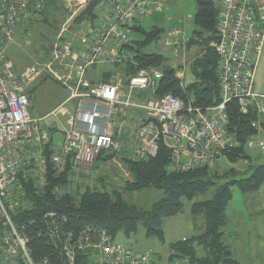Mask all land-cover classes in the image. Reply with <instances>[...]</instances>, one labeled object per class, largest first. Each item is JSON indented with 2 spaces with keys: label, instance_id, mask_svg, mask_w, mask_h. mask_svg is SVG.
<instances>
[{
  "label": "built area",
  "instance_id": "1",
  "mask_svg": "<svg viewBox=\"0 0 264 264\" xmlns=\"http://www.w3.org/2000/svg\"><path fill=\"white\" fill-rule=\"evenodd\" d=\"M63 1L78 10L71 14L75 18L91 0ZM163 1L102 0L96 6L97 22L91 29L78 31L76 41L65 39L62 29L48 62L17 68L7 55L8 44L39 18L45 0H0V264H46V260L39 263L32 257L26 226L16 224L13 214L27 204L26 184L42 187L46 183L49 165L62 172L69 162L76 172L70 176L79 179L80 170L88 174L97 159L125 164L126 160L155 157L161 140L166 139L169 171L216 166L240 147L226 110L233 100L243 115L255 114L251 121L255 132L246 144L264 148V94L254 90L264 45V0H212L218 6L212 45L217 55L219 102L203 107L172 93L155 96L163 72L138 67L135 60V28ZM178 31L172 30L166 47L179 36ZM105 63L121 66L123 71L112 72L107 81L92 82L88 70ZM129 66L137 69L126 70ZM171 66L182 82L183 70ZM42 75L53 77L71 92L66 103L77 99L75 113H68L65 104L52 111L54 115L68 113L60 145L52 144L41 120L30 115L26 88ZM135 91L139 96H134ZM119 105L141 111L140 120L130 125L122 122L127 130L123 143L114 136ZM121 168L129 178L126 168ZM47 218L51 225L44 235L53 240L67 264H75L79 249H92L88 264H189L186 258L160 261L150 251H134L93 226L65 236L62 224L66 218L56 212L42 217V229Z\"/></svg>",
  "mask_w": 264,
  "mask_h": 264
},
{
  "label": "trees",
  "instance_id": "2",
  "mask_svg": "<svg viewBox=\"0 0 264 264\" xmlns=\"http://www.w3.org/2000/svg\"><path fill=\"white\" fill-rule=\"evenodd\" d=\"M56 1L45 0V8L39 19H45L47 7L57 8ZM101 1L91 0L82 13L74 19L73 24L76 26L87 24L92 28L97 22L96 6ZM195 2L192 33L198 40L196 41L191 35L186 45L191 47L199 43L203 46L204 53L189 62L192 80L186 84L184 90L180 88V80L174 76L175 69L170 63L165 64L167 61L163 55L142 51L160 38L161 29L156 27L151 31H144L142 27H136L135 32L140 33L142 38L132 48L138 51L135 57L136 62L140 63L138 67H160L163 72V77L155 89V96L172 93L184 99L190 98L194 105L203 107L219 102L217 55L208 46L211 40L216 39L215 23L218 6L212 0H195ZM135 69L137 68L129 66L126 70ZM119 70L123 71V68ZM114 71L117 70L101 71L99 79L94 78L92 82L107 81ZM226 110L230 120V129L240 140V147L228 153V158L231 161L239 160V151L242 159L248 158L249 154L245 150V144L247 138L255 132L251 126L255 114L249 112L243 115L235 100L227 104ZM46 154H49L48 148ZM168 158L169 146L167 140L162 139L155 157L147 160L125 161L129 178H126L123 189L127 191L156 189L163 192V197L149 209L129 204L119 190L106 191L105 184L100 188L97 184L92 187H78V192L75 194L68 191L60 192L61 187L68 182L72 169L68 161L62 172L56 171L53 166L49 165L46 183L42 187L32 183L26 184L24 198L27 199V204L13 214L16 224L26 226L25 233L30 239L28 245L34 260L39 263L46 260V264H67L62 256L58 255L53 240H48L44 235L47 233L48 226L51 225V219L47 218L48 224L45 222L43 229L39 226L42 217L48 212H56L57 215L66 218L62 224L65 236L70 233L77 234L80 230L93 226L117 239L121 233L129 235L136 232L138 226L141 225L147 236L164 240L160 221L182 212L184 201L193 200L196 196L213 189L214 194L211 198L195 201L190 207L191 213L203 218L202 231L197 235L171 242L168 259L186 258L189 264H241L233 258L229 247L223 242L222 228L226 222V211L232 198V189L235 188L242 192L259 189L264 183V162L253 166L245 176L234 175L231 168L222 175H218L217 165L198 167L183 172H171L167 169ZM32 221L34 222L31 223ZM29 223L32 225L27 227ZM196 247L203 250L201 255ZM91 251L92 249L77 250L75 264H88Z\"/></svg>",
  "mask_w": 264,
  "mask_h": 264
},
{
  "label": "rangeland",
  "instance_id": "3",
  "mask_svg": "<svg viewBox=\"0 0 264 264\" xmlns=\"http://www.w3.org/2000/svg\"><path fill=\"white\" fill-rule=\"evenodd\" d=\"M56 2V9L47 7L45 19L41 20L38 18L33 20L28 25L26 31H19L8 44L6 49L7 55L17 68L32 64L41 65L48 62L51 59V47L57 42L56 37L62 29L65 31L62 33L63 37L72 41L77 40L78 31L91 29L89 27L90 25L87 24L80 26L73 24L74 19L82 13L83 9L76 15L78 10L75 7H68L66 1L57 0ZM195 5V0H167L162 3V6H158L155 11L153 10L150 15L145 17L141 23L144 31H151L156 27L162 30L160 38L149 44L142 51L161 54L166 58L165 61L167 63L165 64L173 63L180 66L184 72V76L179 85L183 90L186 84L192 80L189 62L204 53V48L199 43H195L191 47H187L186 45L191 35L196 41L198 40L196 35L192 33L194 30L192 17L195 12ZM73 11L76 12L75 18H71ZM173 29H179V36L173 39L171 44L166 47V42L171 38ZM133 37L135 40L133 45L135 46L137 41H141L142 35L135 32ZM213 41L211 40L208 46L214 50L212 45ZM136 53L138 55V51ZM139 64L137 62L138 66ZM120 68L122 67L106 63L99 64L88 70V76L91 79H99L101 71L114 69L117 70L114 72H120L118 71ZM157 69H160V67H157ZM181 83L184 86L181 87ZM256 83H261L264 86V55L262 69ZM71 85H74V82H71ZM254 88L256 91L259 87L254 86ZM126 91L127 87L125 86L122 90L124 95ZM70 93L67 88L53 77L42 75L36 82L34 88L31 91H27L30 100V113L33 116H40L47 111H51L55 102H60ZM65 104V106L69 107L70 112L71 110L74 112L77 99H72ZM65 119L66 117L61 114L54 115L51 113L43 118L41 124L44 125L48 132L53 127H57L60 130L63 127V121ZM245 150L249 154L248 158L242 159L239 151V160L231 161L227 156L224 162L217 164L216 169L219 170L217 171L218 175H222L227 169L231 168L233 169L234 175L242 174L245 176L253 166L259 164L254 160L256 157L253 154L254 151L258 155L264 156V148L260 146L252 147L245 144ZM97 164L101 167L102 172L94 176V182L97 186L100 188L101 185L105 184L104 188L106 191H121L124 200L129 204L143 209H149L156 201L163 197V192L156 189H142L137 191L123 189L122 187L125 185L126 177L121 167H125V164H122L120 161L113 163L110 160L100 159L97 160ZM94 169L98 170V167ZM84 186L85 182L83 180L70 176L68 182L59 191H68L75 194L78 192V187L83 188ZM213 194L214 190L210 189L206 193L196 196L193 200H183L184 210L182 212L163 218L160 221V227L164 232V240L147 236L141 225L138 226L136 232L129 235L121 233L117 239H121L124 244L131 247L134 251L140 252L147 250L164 261L170 252L169 243L180 240L183 237L197 235L202 231L204 220L201 216L191 213L190 207L195 201L211 198ZM261 205L264 206V183L259 189L251 192H242L235 188L232 189V198L228 203L226 211V222L222 228L223 242L229 247L233 258L238 261L242 260L243 264H264V226L260 218H255L256 216L252 217L253 211L260 208ZM238 212H241L243 216L245 215L244 220L238 218ZM196 248L198 249L199 255H201L203 250L199 247Z\"/></svg>",
  "mask_w": 264,
  "mask_h": 264
},
{
  "label": "crops",
  "instance_id": "4",
  "mask_svg": "<svg viewBox=\"0 0 264 264\" xmlns=\"http://www.w3.org/2000/svg\"><path fill=\"white\" fill-rule=\"evenodd\" d=\"M166 1L167 0H165L163 2H166ZM160 6H162V4ZM140 27H141V25H140ZM263 55H264V45H263V49H262V53H261L260 59L258 61V65H257V68H256V74H255V80H254V86L257 87V88L259 87L258 88L259 90L257 89L258 91L256 90V92L264 94V86H262L261 83H259L260 85L256 83V81H257V79L259 77L260 71L262 69ZM37 81H38V79L26 88V93H27V91H31L34 88V86L36 85ZM68 96H69V94L65 98H63L60 102H55V104L53 106V109L51 111H47V112H45L44 114H42L40 116H33L30 113L31 117L35 118V119H40L42 121L43 118H45L47 115L51 114L54 109H56L57 107H59L62 104H65L66 100L68 99ZM134 96L137 97V96H139V94L134 92ZM121 98H124V94L123 93H121ZM28 101L30 102L29 96H28ZM69 101H71V100H69ZM69 101H67V103ZM65 108L68 111V113H70V114L76 112V108H75L74 112H72V110L70 112L69 111V107H67V106H65ZM68 113L65 114V115L61 114V113H58V114H61L62 116L67 117ZM140 118H141V111L132 109L130 107L129 108H124L122 105H119L118 106V113H117V117H116V125L114 127V136L117 137L123 143L125 138H126L127 130H126V128L122 127V122L125 121L126 123H128V125H130L131 123L140 120ZM63 125L65 126V120L63 121ZM62 131H63V127L60 130L57 127L51 128V131H49L48 133L50 135V139H51V143L52 144L60 145L62 143V139H63ZM253 154L256 155V157L254 159L256 162H258V163L264 162V156L258 155L257 152H255V151H254ZM97 160H100V159H97ZM97 160L94 162L92 168L90 170H87L88 174L85 173V171H83V170H80V172H79V175H78L79 179L83 180V182H85V186L84 187H87V186L92 187V186H94L96 184L94 182V176L95 175H99V173H102L101 172V167L97 164ZM96 167H98V170L94 169ZM72 173H73V175H76V172L74 170H72ZM263 211H264V206L261 205L260 208H258V209L253 211L252 217L256 216L255 218H260L261 221H262V225L264 226V213H263ZM237 216H238L239 219H243V220L245 219V215L243 216V214L241 212H238ZM184 238L185 237H183L182 239H184ZM169 254H170V252L166 256L164 261L168 259ZM157 258L160 261L163 260V259L161 260V258H159V257H157ZM239 262L243 264L242 260L239 261Z\"/></svg>",
  "mask_w": 264,
  "mask_h": 264
}]
</instances>
